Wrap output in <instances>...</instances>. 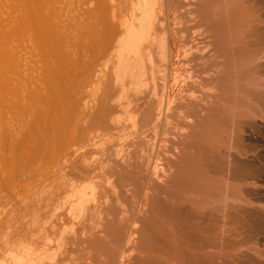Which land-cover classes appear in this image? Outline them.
<instances>
[{
    "label": "bare ground",
    "instance_id": "obj_1",
    "mask_svg": "<svg viewBox=\"0 0 264 264\" xmlns=\"http://www.w3.org/2000/svg\"><path fill=\"white\" fill-rule=\"evenodd\" d=\"M118 1L0 0V178L37 176L19 199L32 227L5 240L0 264H97L103 254L98 264H123L134 250L136 264H217L225 236L244 264H264V246L245 240L253 225L264 232V204L251 198L264 176V0H200L216 48L181 46L183 65L199 61L207 77L200 96L192 72L174 77L159 64L170 60L176 3L126 0L123 12ZM179 78L184 92L174 95ZM145 91L155 101L140 113ZM184 108L192 124L167 169L165 127ZM13 213L0 211L4 239Z\"/></svg>",
    "mask_w": 264,
    "mask_h": 264
},
{
    "label": "rangeland",
    "instance_id": "obj_2",
    "mask_svg": "<svg viewBox=\"0 0 264 264\" xmlns=\"http://www.w3.org/2000/svg\"><path fill=\"white\" fill-rule=\"evenodd\" d=\"M119 3V8L122 10V8L124 7L125 9L127 8L128 9V2L126 1V0H119L118 1ZM127 2V3H126ZM171 2H174V3H176L175 4V7L171 10V13H175V14H172L171 15V17H170V24L172 25V26H170V29H172L173 31H172V36H171V39L172 40H174L173 42H174V44H173V42L171 41V47H172V49H171V53L169 54V56H167V58L168 59H170V60H167V61H165V62H160L159 63V60H158V58L159 57H157L156 55H154V60L156 61L155 63L157 64V65H159V64H163V65H165V64H168V71H170V69H172V71H173V76L174 77H176L177 75H178V77H179V75H183V76H185L186 74H185V69L187 70V71H190V72H192V76L194 77V79H193V81H188L187 82V84L188 85H193L194 87H193V90L195 91L196 90V95H198V96H200L201 94H202V88L201 87H199L200 85H199V83L201 82V81H203V79H207V77L204 75V73H201L202 72V70L200 71L199 69H201V67H202V65L199 63V61L197 62L196 61V63L194 64V63H192L189 67L187 66V64H185V65H183L184 63H187L186 61V59L184 58V53H183V51H182V47L181 46H186V49H189V47H193V49H194V52H196L195 50H196V48L197 47H199L200 49L203 47V46H211V47H209L208 49H212V48H216V42L214 41V39H213V37L210 35V34H208V31L207 30H205L204 28H203V26H201V24L199 23V20H200V18H201V15H200V12H201V8L203 7V4H202V2L200 1V0H172ZM122 4H124V5H122ZM122 5V6H121ZM264 3L262 4V7H263V11L262 12H264ZM118 8V11L119 12H122V11H120V9ZM123 8V12H125V9ZM262 12H261V14H262ZM191 13L192 15L190 16L189 14ZM181 16V17H180ZM209 16H211V14H209ZM262 16L263 17H261V21H263L264 20V14H262ZM173 17H177V19L178 18H181V21L184 23V24H182V25H180V26H178V25H174V21H172L173 19ZM160 20H162V15L160 16ZM164 20V19H163ZM264 22V21H263ZM263 22H261L262 23V25L264 26V23ZM164 23H166V22H164ZM158 29L160 30V26H158ZM177 30H181V33L180 34H177V36H175L176 34V31ZM159 32V31H158ZM175 36V37H174ZM155 45V44H154ZM153 45V46H154ZM188 46V47H187ZM153 48H156L157 49V47H153ZM152 48V49H153ZM170 50V49H169ZM155 52H158V50H156ZM183 54V55H182ZM209 56V54H207V55H205V58H207ZM167 62V63H166ZM159 63V64H158ZM196 65V66H195ZM173 66V67H172ZM187 66V67H186ZM201 66V67H200ZM171 67V68H170ZM198 70L200 71L199 73H198ZM178 73V74H177ZM202 75H201V74ZM170 74V73H169ZM176 74V75H175ZM185 74V75H184ZM200 74V75H199ZM157 75V74H156ZM157 77H160V76H157ZM180 77H182V76H180ZM159 80V79H158ZM180 81V82H179ZM182 81H183V78H179V80H178V82L174 85L175 87H174V95H177L176 93H178V92H184L183 90H184V85L182 84ZM174 82V79H173V81H172V83ZM157 85H158V87L159 86H161V82L159 81V82H157ZM180 86V87H179ZM180 88H181V90H180ZM144 90H146V89H144ZM177 92H176V91ZM112 91H110V93H111ZM147 93H148V91H147ZM146 93V91L143 93V94H141V96H140V100L138 101V103L139 104H142V102H145V104L144 105H142L141 107H140V113L141 112H143L144 111V109H146V105L148 104V102H151L152 100L153 101H155V99H153V97H151V95H146L147 94ZM131 94V93H130ZM132 95V94H131ZM181 95H183V96H181V97H187V96H185V93H183V94H181ZM152 98V99H151ZM198 99H199V97H198ZM152 101V102H153ZM191 101V99H189L187 102H190ZM181 103H183V104H186V101H181ZM143 106H145V107H143ZM188 111V109L187 108H184L181 112L182 113H179V114H177L174 118L171 116V120H172V124H171V126H167V127H165L167 130H168V136H167V140H168V142H167V144H166V149H163V153H161L160 154V156H161V158H163L164 159V161H165V168H167L168 166L170 167V166H172V169H174V166H173V164H175V161L179 158V155H180V152L182 151V149L184 148V143L187 141V130H189V126H191V124H192V122H189L188 120H186L183 116L184 115H186V112ZM172 113H169V116L171 115ZM129 126H128V125ZM262 124V123H261ZM260 124V130H261V132H263V135H264V123H263V125H261ZM175 125H179V127H183L184 129H186L185 131H178V129H174V127H172V126H175ZM262 126V127H261ZM121 129H123V130H125V132H124V134H129V132L131 133L132 132V129H131V127H130V124L129 123H123V125L121 124L120 126H119ZM127 129V130H126ZM174 129V130H173ZM131 130V131H130ZM174 134V135H173ZM118 135H121V134H118ZM117 135V136H118ZM149 136V137H152L153 136V134H152V132L151 131H149V132H146V134L144 135V136ZM144 136H142V137H140V141H143L144 140ZM134 137H137V136H133V137H131V138H128V140H126V138H125V143L124 144H127V143H129L130 144V142H136V141H133V139L134 140H136ZM148 137V138H149ZM133 138V139H132ZM143 139V140H142ZM165 139H166V136H165ZM132 140V141H131ZM147 139H145L144 141H146ZM263 141H264V139H263ZM127 142V143H126ZM119 143H121V141L116 137L114 140H112L111 141V143H109V145H108V147H110V146H115L116 144H119ZM264 144V142L262 143V145ZM263 147H264V145L262 146V149H263ZM133 148V147H132ZM132 148H130L128 151H130ZM168 148H169V150H168ZM261 149V148H260ZM149 149H148V147H147V149H146V153H149V151H148ZM157 150H160V151H162L161 150V148H157ZM263 152H264V149H263ZM134 159V158H133ZM141 160H143V159H139V162H142ZM146 160V159H145ZM134 161V160H133ZM131 162H132V159H131ZM136 162V161H135ZM134 163V162H133ZM169 163V164H168ZM145 168V170H146V167H144ZM168 169V168H167ZM29 172V171H28ZM28 172H27V174L24 176V178L23 177H17V178H15L14 179V184H13V182L12 181H10L9 180V182L7 181H3L1 178H0V208H3V209H0V211L2 210V212L4 213V214H8L10 211H12V210H14L15 211V213H13V214H11V218L9 217L8 218V225L10 226V229H9V231H8V235L9 236H7V238L6 239H4L5 238V236H3L2 237V234H0V249L3 247L2 245L6 242L5 240H7V239H9V241L11 240V239H14L13 237L15 236V235H20V234H22L21 236H23V233L24 232H22V228H24V230H25V232L27 231V229L28 228H30L31 229V227L32 226H29L28 227V225H29V223L28 222H30L29 220H31V218H29V215H30V217L32 216L31 214H29V213H32V212H30L27 208H26V206L25 205H22L21 203H20V196H23L25 193H26V189H25V186H23V184L24 183H26V184H31L32 182H35V180H36V178H35V176H36V174H33V173H36V172H33V171H31V172H33L32 173V176L33 175H35V176H31L30 177V175L29 176H27L28 175ZM31 172H29V174L31 173ZM136 171H134V172H132L133 174H136L135 173ZM145 172H147V171H145ZM131 173V174H132ZM132 174V175H133ZM163 175V173H161V176ZM133 176H135V175H133ZM30 177V178H29ZM37 177V176H36ZM162 177H164V175L162 176ZM264 177V176H263ZM263 177H260L261 178V180H260V178L257 180H254V182L256 183V184H258V185H260L259 186V189H258V187L257 188H255V189H252V192H253V194H251V198H253L252 200L253 201H255L257 204H261V206H263L262 204H264V178ZM21 178V179H20ZM134 178H136V177H134ZM165 178V177H164ZM29 179V180H28ZM2 182V183H1ZM16 182H19V183H17V184H19L18 186H19V188H18V186L15 184ZM12 183V184H11ZM160 183H162V182H160ZM15 185V186H14ZM159 185H161L162 186V184H159ZM20 186H23L24 188H22V187H20ZM164 187V186H163ZM17 189V190H16ZM24 189V190H23ZM125 190H127V191H125ZM124 191H123V197H127L126 199V201L125 202H123V205L125 204L126 205V209L128 210H130V211H132V209L136 206V193H135V189L133 190V187L132 186H130V187H128L127 189H125ZM132 190L134 191V192H132ZM259 190V191H258ZM261 191V192H260ZM125 193V194H124ZM135 193V194H134ZM148 193V192H147ZM256 193V194H255ZM133 194H134V197H132L133 196ZM150 194H151V192H150ZM149 194V195H150ZM260 194V195H259ZM254 195V196H253ZM263 195V196H262ZM122 196V195H121ZM257 197V198H256ZM260 197V198H259ZM263 198V199H262ZM19 200V201H18ZM256 200H258V202L256 201ZM261 201V202H260ZM12 202H16L15 203V206H14V203H13V207L14 208H16V209H14L12 206H10V204L12 203ZM126 202H128V203H126ZM260 202V203H259ZM19 205V206H18ZM24 206V207H22V206ZM4 206V207H3ZM11 207V208H10ZM23 208V209H20V208ZM33 207H35V205L33 204L32 206H31V208H32V210L34 209ZM24 208H26V211H24ZM7 209V210H6ZM31 210V209H30ZM31 210V211H32ZM128 210V211H129ZM24 213H26V214H24ZM129 211V212H130ZM8 212V213H7ZM27 212H29V213H27ZM23 213V214H22ZM6 215H5V217H6ZM23 215H25L24 217H23ZM4 216V215H3ZM5 217L4 218H2V219H5ZM23 218V219H22ZM27 221V222H26ZM262 222V221H261ZM26 223H27V225H26ZM263 224H264V222H263ZM263 224H260L259 226H261V225H263ZM14 225V226H13ZM20 226H21V229H20ZM256 227V226H255ZM252 228L253 229H257V227L256 228H254V225L252 226ZM34 229V228H33ZM242 229V228H241ZM253 229H251V231L253 232V235H255V236H252L251 238H249V239H247L246 237V239L245 240H247V243L248 244H250V243H254V241L255 242H260V245L263 247L264 246V232H262V233H260V231L259 230H254L257 234H255L254 233V231H253ZM259 229V228H258ZM19 230H21V231H19ZM243 230V229H242ZM18 231L20 232V233H18ZM259 231V232H258ZM248 232V231H247ZM14 233H15V235H14ZM17 233V234H16ZM261 234H263V235H261ZM262 236V237H261ZM16 237V236H15ZM136 237V236H135ZM135 237H134V239H135ZM219 237H221V235L219 236ZM224 238V237H223ZM249 240V241H248ZM254 240V241H253ZM4 241V242H3ZM251 241V242H250ZM223 242V243H222ZM222 242H220L219 244H221L222 246H220L219 244H218V246H216V247H214L213 248V251L214 252H218L217 253V258L218 259H220V260H218L217 262H219V263H217V264H223V263H225V264H244L245 262L244 261H242V257H241V251L242 250H239V247H240V245H236V244H234V240L232 239V237L231 238H226V236H225V238H224V241H222ZM250 242V243H249ZM5 245V244H4ZM135 246H136V240H135ZM131 248V249H134L135 247H133V246H131V244L130 245H128L127 246V248ZM220 247H222V248H220ZM246 247V246H245ZM243 248V247H242ZM136 249V248H135ZM207 250V249H206ZM0 252H1V250H0ZM221 253V254H220ZM240 253V254H239ZM244 253V252H243ZM128 254H130V253H128ZM132 256V257H131ZM108 255H106V254H103V255H100L99 257H98V259H94V261L98 264L99 262L101 263H103V261L104 260H108ZM130 260L129 261H127V262H125V263H123V264H136V250H134V253H131L130 254ZM91 258V257H90ZM91 259H93V258H91ZM220 261H221V263H220ZM234 261H235V263H234ZM242 262V263H241ZM84 264H90L89 262H84Z\"/></svg>",
    "mask_w": 264,
    "mask_h": 264
}]
</instances>
